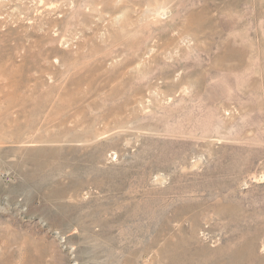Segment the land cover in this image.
Wrapping results in <instances>:
<instances>
[{"label": "rangeland", "instance_id": "374dc122", "mask_svg": "<svg viewBox=\"0 0 264 264\" xmlns=\"http://www.w3.org/2000/svg\"><path fill=\"white\" fill-rule=\"evenodd\" d=\"M0 264H264V0H0Z\"/></svg>", "mask_w": 264, "mask_h": 264}]
</instances>
